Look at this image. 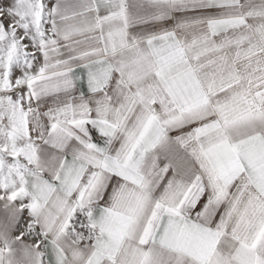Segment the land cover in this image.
Instances as JSON below:
<instances>
[{
  "label": "snow or ice",
  "instance_id": "1",
  "mask_svg": "<svg viewBox=\"0 0 264 264\" xmlns=\"http://www.w3.org/2000/svg\"><path fill=\"white\" fill-rule=\"evenodd\" d=\"M0 264H264V0H0Z\"/></svg>",
  "mask_w": 264,
  "mask_h": 264
}]
</instances>
